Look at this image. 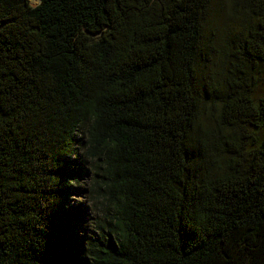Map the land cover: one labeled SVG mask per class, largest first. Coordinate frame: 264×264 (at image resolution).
Segmentation results:
<instances>
[{"label":"trees","instance_id":"1","mask_svg":"<svg viewBox=\"0 0 264 264\" xmlns=\"http://www.w3.org/2000/svg\"><path fill=\"white\" fill-rule=\"evenodd\" d=\"M211 3L0 0V264H264V98L232 73L200 122Z\"/></svg>","mask_w":264,"mask_h":264},{"label":"rangeland","instance_id":"2","mask_svg":"<svg viewBox=\"0 0 264 264\" xmlns=\"http://www.w3.org/2000/svg\"><path fill=\"white\" fill-rule=\"evenodd\" d=\"M28 1L33 7L40 3V0ZM206 19L204 34L206 38L211 37L213 49L208 62L199 66L196 81L199 95L204 99L200 122L204 127L211 128V113L219 107L216 100L223 96L225 81L232 73L254 84L257 97L264 98V63L251 67L233 53L234 41L249 23L247 15L235 9L233 0H212ZM241 70L245 71V75L240 73ZM76 202H83L90 212V201L87 198L80 197Z\"/></svg>","mask_w":264,"mask_h":264}]
</instances>
